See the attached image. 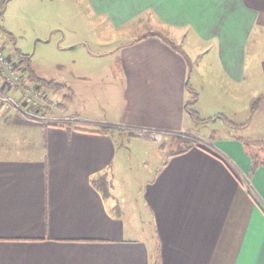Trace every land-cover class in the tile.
<instances>
[{"label":"crops","instance_id":"crops-1","mask_svg":"<svg viewBox=\"0 0 264 264\" xmlns=\"http://www.w3.org/2000/svg\"><path fill=\"white\" fill-rule=\"evenodd\" d=\"M86 1L113 26L144 30L119 49L115 96L32 69L63 84L40 87L67 121L5 113L0 98V264H264V158L236 137L182 139L194 128L187 88L209 120L264 94L263 57L248 51L264 0ZM116 129L162 135L140 187L146 217L135 185L116 180Z\"/></svg>","mask_w":264,"mask_h":264},{"label":"rangeland","instance_id":"rangeland-1","mask_svg":"<svg viewBox=\"0 0 264 264\" xmlns=\"http://www.w3.org/2000/svg\"><path fill=\"white\" fill-rule=\"evenodd\" d=\"M143 30L142 26H113L106 18L95 14L86 0H0V46L16 59V50L28 55L32 69L38 74L58 80L66 79L67 85H73L74 88L86 86L91 90V95L95 92L92 86L97 84L105 89L106 94L112 93L115 96L111 86L115 84L113 71L117 70L120 64L119 49L126 45L123 43ZM248 51L258 57L254 63L260 66L259 57L264 60V28H253L248 41ZM191 76L193 78V75ZM26 77L27 82H31L28 76ZM4 92L11 96L16 104L21 103L18 91L6 89ZM48 92L42 88L37 91L38 99L48 104L43 111L50 108L46 114L60 119L61 117L51 112L55 105L53 102L49 103ZM66 92L62 90L58 95ZM255 97L236 108L222 106L219 111L223 118L218 120H202L207 112L199 106L202 113L198 114L199 121L192 120L194 128L190 130L191 134L181 133L182 139L199 142L203 140L197 135L205 136L206 139L236 137L244 143L249 154L258 159L264 158V94H257L256 100ZM75 98L78 102L80 96L76 95ZM254 104L256 106L253 109ZM73 106L69 105L64 112L74 111ZM22 108L23 111L27 110L24 105ZM57 109L61 110L58 107ZM3 111L40 122L5 100ZM116 131L115 164L117 163L116 167L119 166L116 180H129L135 185L131 189L133 193L129 192L130 196L132 195L131 204H136V213L140 211L146 217L148 212H145L142 206L140 187L151 179L160 162V151L164 153L166 150L161 148L162 135L155 133L156 136L146 139V135L132 130ZM104 183L106 186V180Z\"/></svg>","mask_w":264,"mask_h":264},{"label":"built area","instance_id":"built-area-1","mask_svg":"<svg viewBox=\"0 0 264 264\" xmlns=\"http://www.w3.org/2000/svg\"><path fill=\"white\" fill-rule=\"evenodd\" d=\"M26 69L19 64L18 59L8 54L2 46H0V98L11 103L19 111L30 118L43 122L45 124H59L55 122H64L67 119H56L53 116H48L43 111L48 104L37 97V91L40 87L38 83L27 82ZM3 89L18 91L20 104H16ZM26 106L27 110L23 111L22 106ZM43 111V112H42ZM41 115V116H40Z\"/></svg>","mask_w":264,"mask_h":264},{"label":"trees","instance_id":"trees-1","mask_svg":"<svg viewBox=\"0 0 264 264\" xmlns=\"http://www.w3.org/2000/svg\"><path fill=\"white\" fill-rule=\"evenodd\" d=\"M150 34H157L159 35L161 38H163V40L165 42H167L168 44H170L173 48L175 49H179V52L182 53L185 57L186 55L184 54V52L180 49V47L176 46L174 44V42L167 38V36H165L164 34H161L157 31L155 32H149ZM16 56L18 58L19 64L23 65L27 71V76L29 78V80H33L35 83H38L40 86L45 87V88H51V89H61L63 87V84L54 81L53 79H44V78H38L37 76H35L34 72L32 71L31 68V64H30V59L29 56L26 54L21 53L19 50H16ZM187 91L189 93V98L187 99V101L185 102V109L186 111L189 113L190 117L192 119H195L196 121H199V116L198 113L196 112V110L193 108V105L197 99V92L194 91L191 88H187ZM258 97L256 96L254 98V100H256ZM264 98V97H262ZM256 106V104H254V107ZM203 120V119H202ZM189 145V144H188ZM191 146V145H189Z\"/></svg>","mask_w":264,"mask_h":264}]
</instances>
